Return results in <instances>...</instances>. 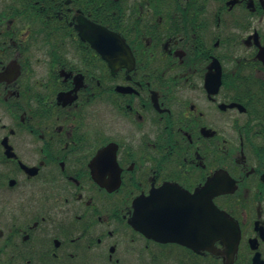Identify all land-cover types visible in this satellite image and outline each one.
<instances>
[{"label":"flooded vegetation","instance_id":"af4514ba","mask_svg":"<svg viewBox=\"0 0 264 264\" xmlns=\"http://www.w3.org/2000/svg\"><path fill=\"white\" fill-rule=\"evenodd\" d=\"M0 264H264V0H0Z\"/></svg>","mask_w":264,"mask_h":264},{"label":"water","instance_id":"95a60500","mask_svg":"<svg viewBox=\"0 0 264 264\" xmlns=\"http://www.w3.org/2000/svg\"><path fill=\"white\" fill-rule=\"evenodd\" d=\"M214 205L212 204L211 201L207 200L206 202V211H207V217H211V210H213ZM130 224L133 227H136V221H135V217L132 216V218L130 219Z\"/></svg>","mask_w":264,"mask_h":264}]
</instances>
